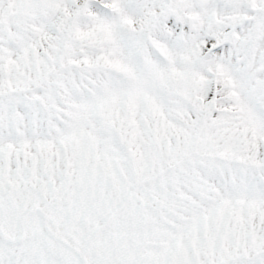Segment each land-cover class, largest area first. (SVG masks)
Returning <instances> with one entry per match:
<instances>
[{
	"label": "snow or ice",
	"instance_id": "6c2138e0",
	"mask_svg": "<svg viewBox=\"0 0 264 264\" xmlns=\"http://www.w3.org/2000/svg\"><path fill=\"white\" fill-rule=\"evenodd\" d=\"M0 264H264V0H0Z\"/></svg>",
	"mask_w": 264,
	"mask_h": 264
}]
</instances>
